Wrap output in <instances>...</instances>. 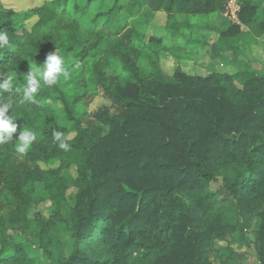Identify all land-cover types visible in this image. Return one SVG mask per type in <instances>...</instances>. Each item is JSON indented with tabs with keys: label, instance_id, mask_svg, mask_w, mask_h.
Here are the masks:
<instances>
[{
	"label": "trees",
	"instance_id": "obj_1",
	"mask_svg": "<svg viewBox=\"0 0 264 264\" xmlns=\"http://www.w3.org/2000/svg\"><path fill=\"white\" fill-rule=\"evenodd\" d=\"M239 2L241 24L250 26V36H262L264 0ZM225 6L226 0H45L16 12L0 0V29L16 48L0 51V71H15L19 87L32 62L43 64L57 48L70 74L42 85L39 103L8 110L19 126L12 140L0 143V264H35L33 246L52 264H217L213 255L220 264H242L231 243L247 240L254 218L264 264L263 68L238 57L234 74L177 69L166 77L158 64L166 37L146 38L159 12L167 14L166 29L175 37L195 31L199 24L191 16L222 13ZM240 33L234 23L220 35ZM9 94L0 92V107ZM96 96L121 112L97 138L81 127L85 113L77 110ZM69 122L78 132L72 139ZM24 127L36 139L21 154L15 145ZM56 159L58 168L41 167ZM65 168L79 188L68 256L57 235L62 218H55L66 200ZM45 200L54 206L51 218L32 217L31 205ZM216 241L226 245L216 248ZM100 245L105 249L96 251ZM134 245L139 254L128 262Z\"/></svg>",
	"mask_w": 264,
	"mask_h": 264
},
{
	"label": "rangeland",
	"instance_id": "obj_2",
	"mask_svg": "<svg viewBox=\"0 0 264 264\" xmlns=\"http://www.w3.org/2000/svg\"><path fill=\"white\" fill-rule=\"evenodd\" d=\"M2 1L16 12H23L42 4L45 0ZM226 14L229 15L230 13L227 12L225 6L222 13L216 12L211 16H191L193 23L199 24L195 31L187 29L173 37L166 29L167 14L164 12L157 13L148 26L146 38L151 37V35H164L166 37L164 47L158 52V64L166 77H173L177 69H181L190 75L200 76H208L212 73L234 74L239 69V64L237 63L238 57L251 61L257 67L264 70V34L262 36H250V26L240 24V34L233 38H222L220 33L236 23L229 18L230 15L228 17ZM36 19L35 17L25 22V27H30ZM20 23L21 18H19L18 24ZM234 46H238L235 49L236 51L233 50ZM35 63L36 61L32 62V64ZM48 102L51 103L50 101H46V103ZM119 108L112 100L104 96H96L90 106L77 105V110L82 114L85 113L81 117V127L87 130V135L89 136L91 135L95 138L106 136L111 130V123L108 120L110 117L121 113ZM56 109L59 115H64V106L61 102L58 101L56 103ZM69 128L66 136L72 139L78 135V132L72 122H69ZM59 166L60 161L58 159L52 160L49 163H41V167L45 170L58 168ZM61 176L64 178L66 185V200L61 206L60 214L55 218H62L57 227V235L64 254L68 256L74 244L71 213L76 204L79 188L70 168L63 169ZM43 185L42 183H38L39 190L43 189ZM53 211L54 206L49 200L33 204L29 209L32 217L40 215L46 219L51 218ZM259 226V218H254L250 223V227L245 232L247 240L245 238L242 242L236 241L231 243L234 251L243 258L242 264H263L259 259L255 245ZM138 241L141 242L142 240L138 239ZM225 245L224 241H216L215 243L216 248ZM104 249L105 246L100 245L96 251ZM139 250V245H134L130 248L128 262L138 256ZM31 255L35 260V264H52V261L42 249L33 246ZM212 260L220 264L215 255L212 256Z\"/></svg>",
	"mask_w": 264,
	"mask_h": 264
},
{
	"label": "clouds",
	"instance_id": "obj_3",
	"mask_svg": "<svg viewBox=\"0 0 264 264\" xmlns=\"http://www.w3.org/2000/svg\"><path fill=\"white\" fill-rule=\"evenodd\" d=\"M5 49L16 50L13 46L9 33L4 29H0V51ZM5 67L8 68L7 65ZM69 72L66 66V57L63 56L56 48L54 52L48 53L43 64H31L30 70L24 75V84L17 87V76L15 71L8 68L7 73L0 71V92L7 91L10 94L0 107V143L12 140V134L18 129V123H14L17 117L12 113L9 115L8 110H13L14 103L23 104H37L39 101L36 99V94L41 89L42 85L52 86L58 83L59 79L63 77L65 80L69 78ZM16 93L20 98L18 101L14 100L12 96ZM22 93V95H21ZM5 133L7 134L5 136ZM54 139L59 141V147L67 150L69 145L65 142L63 134L60 131L53 133ZM36 136L34 132L24 127L20 135L16 139V151L24 154L26 153Z\"/></svg>",
	"mask_w": 264,
	"mask_h": 264
},
{
	"label": "built area",
	"instance_id": "obj_4",
	"mask_svg": "<svg viewBox=\"0 0 264 264\" xmlns=\"http://www.w3.org/2000/svg\"><path fill=\"white\" fill-rule=\"evenodd\" d=\"M226 10L229 15H227L231 20L236 22L237 24H241V21L239 19V12L241 10V4L239 0H226Z\"/></svg>",
	"mask_w": 264,
	"mask_h": 264
}]
</instances>
